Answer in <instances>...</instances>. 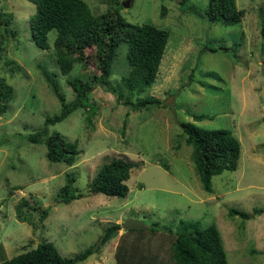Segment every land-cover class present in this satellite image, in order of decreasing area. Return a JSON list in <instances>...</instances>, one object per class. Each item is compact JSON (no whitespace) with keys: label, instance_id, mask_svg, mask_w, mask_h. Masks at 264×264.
Instances as JSON below:
<instances>
[{"label":"rangeland","instance_id":"374dc122","mask_svg":"<svg viewBox=\"0 0 264 264\" xmlns=\"http://www.w3.org/2000/svg\"><path fill=\"white\" fill-rule=\"evenodd\" d=\"M95 14L110 0H83ZM129 22L167 29L169 38L155 83L140 96L162 103L132 111L113 94L96 86L89 95L96 107L90 122L80 109L47 126L77 141L72 165L50 162L42 143L26 136L44 127L45 117L58 113L60 103L42 70L56 81L65 102L74 97L67 81L87 78L91 69L75 64L65 75L53 54L55 31L48 33V49L31 39L29 17L35 6L28 0H0V10L13 14L9 26L15 36H3L1 75L12 87L14 99L0 118V262L39 241L51 242L59 255L69 258L96 242L104 227L135 218L145 226L157 223L175 229L180 220L219 230L228 264H264V46L260 27L263 0H235L244 14L236 25L210 23L201 16L207 0H115ZM114 5V4H113ZM164 8V16H161ZM5 35L0 27V37ZM222 47V48H221ZM226 48V50L223 49ZM126 43H121L109 85H120L127 72ZM216 49L211 51L210 49ZM11 63H8V62ZM15 68L12 70L11 68ZM193 114L205 118L194 120ZM126 121V122H125ZM193 122L203 129H227L240 145L238 166L211 178L212 192L201 187L179 122ZM125 122V123H124ZM124 123V125H123ZM121 157L133 169L125 181L124 197L87 192V184L104 163ZM83 196L69 203L57 202V190L66 176ZM48 208L37 226L17 220L15 205ZM27 210V208H23ZM252 214L249 219L229 215L231 210ZM157 226V227H159ZM123 229L100 251L77 264H115V246Z\"/></svg>","mask_w":264,"mask_h":264},{"label":"trees","instance_id":"16d2710c","mask_svg":"<svg viewBox=\"0 0 264 264\" xmlns=\"http://www.w3.org/2000/svg\"><path fill=\"white\" fill-rule=\"evenodd\" d=\"M28 1L35 6L34 13L29 17L32 42L40 49H48V33L55 31L52 45L59 72L62 75L68 74L75 64L92 71L87 78L75 76L67 81L74 97L65 102L52 75L42 70L45 80L58 98L60 109L53 116L45 117L44 127L26 136L28 142L44 144L46 158L50 162L72 165L79 153L77 141H71L59 132L48 135L47 126L64 120L79 109L85 113L84 121L90 122L96 107L90 102L89 95L96 86L113 94L118 102L123 99L121 86L127 91L122 104L132 111L161 106L162 102L153 96L137 97L135 101L130 96L133 93L140 96L155 83L169 32L151 24L137 25L127 21L116 8L121 4L113 2L115 0H110L106 10L99 14L93 13L83 0ZM185 1L187 0L179 3L183 4ZM164 10L162 8L161 16H164ZM243 14L235 0H207L201 16L210 23L236 25L241 22ZM12 22L13 14L0 10V27H3L5 33L0 37V59L4 50L3 36L17 34L15 29L9 28ZM260 37L264 46V19ZM121 43H126L127 47L124 59L127 72L121 74L120 85L111 86L110 76ZM223 49L226 50L224 47ZM210 50L216 51L215 48ZM11 69L15 70L13 67ZM13 99V89L1 75L0 69V118ZM192 117L194 120H201L206 115L193 114ZM178 125L185 144L191 147V159L201 187L211 193L212 176L237 168L241 152L239 142L227 129H203L189 121H181ZM132 169V163L121 157L104 163L90 178L87 192L124 197L128 192L125 181ZM73 181V177L66 176L65 183L56 192L57 202L69 203L83 196L73 186ZM33 210L38 212L37 226L41 225L48 214V208L40 209L30 205L26 199L15 205L17 220L33 225ZM260 212V209H253L251 214L234 209L229 215L249 219ZM157 226V223H152L140 230H123L113 253L115 264H228L221 236L215 225L202 226L197 222L180 220L175 229ZM120 229L121 224L104 227L95 243L69 258L61 257L51 242L39 241L35 247L5 259L0 264H77L99 254L117 236Z\"/></svg>","mask_w":264,"mask_h":264},{"label":"water","instance_id":"95a60500","mask_svg":"<svg viewBox=\"0 0 264 264\" xmlns=\"http://www.w3.org/2000/svg\"><path fill=\"white\" fill-rule=\"evenodd\" d=\"M121 228L123 230H134V229L140 230L145 228V225L143 224V222H141L138 219L128 217L121 222Z\"/></svg>","mask_w":264,"mask_h":264}]
</instances>
